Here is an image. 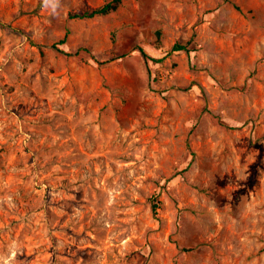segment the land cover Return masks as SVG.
Masks as SVG:
<instances>
[{"label": "rangeland", "instance_id": "rangeland-1", "mask_svg": "<svg viewBox=\"0 0 264 264\" xmlns=\"http://www.w3.org/2000/svg\"><path fill=\"white\" fill-rule=\"evenodd\" d=\"M107 1L0 0V264H264V0Z\"/></svg>", "mask_w": 264, "mask_h": 264}, {"label": "trees", "instance_id": "trees-1", "mask_svg": "<svg viewBox=\"0 0 264 264\" xmlns=\"http://www.w3.org/2000/svg\"><path fill=\"white\" fill-rule=\"evenodd\" d=\"M123 0H109L105 3H103L102 5H99L91 10H86L84 12H76V13H71L70 17L71 18H93L95 16H102V15H107L109 13H111L112 11H115L116 9H118V7L122 4ZM68 34L69 31H67L64 35V37L59 41V43L63 44L66 43L67 38H68ZM158 38L156 40V44L157 45H161L162 41H161V32L158 31ZM171 50L173 51H186V52H190L191 48L189 46V43H175ZM139 52L141 53V55L145 58V59H149V60H153V61H160V59L155 58L153 56H151L150 54H148L144 48L139 47ZM219 123L223 124V125H228L224 120H222L219 116H217ZM190 146V145H189ZM159 208V204L158 202L154 201L152 204V209L155 215L158 214L157 209Z\"/></svg>", "mask_w": 264, "mask_h": 264}]
</instances>
